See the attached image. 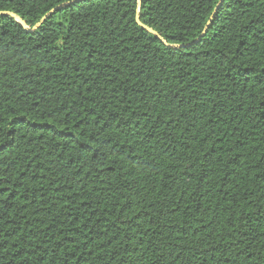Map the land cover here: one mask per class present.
Listing matches in <instances>:
<instances>
[{
	"label": "trees",
	"instance_id": "obj_1",
	"mask_svg": "<svg viewBox=\"0 0 264 264\" xmlns=\"http://www.w3.org/2000/svg\"><path fill=\"white\" fill-rule=\"evenodd\" d=\"M218 1L0 15V264H264V0L172 48Z\"/></svg>",
	"mask_w": 264,
	"mask_h": 264
},
{
	"label": "water",
	"instance_id": "obj_2",
	"mask_svg": "<svg viewBox=\"0 0 264 264\" xmlns=\"http://www.w3.org/2000/svg\"><path fill=\"white\" fill-rule=\"evenodd\" d=\"M87 1V0H84ZM225 0H223L224 3ZM223 3H220V0L218 1L213 13L211 14L209 20L206 23V26L204 27L202 33L199 35V37H197L193 42L188 43V44H180V45H174L172 46V48L175 49H181V48H189L195 44H198L201 39L206 35L208 28L210 27L214 17L216 16L218 10L220 9V7L222 6ZM141 4V0H138L137 6L139 7ZM68 6H72V4H70L69 2L63 3L60 6L52 9L51 11H49L48 13H46L35 25H33L31 28L28 27L27 23L25 21H23L22 19H20L19 17H17L16 15L10 13V12H0V15H5V16H11L14 19H16L17 23L26 31L28 32H33L35 30H37L46 20L47 18H49L52 14H54L57 11H60L61 9H63L64 7H68ZM136 23L141 26L142 28H144L145 30H147L148 32L152 33L157 39H159L161 42H163L164 44H166L165 40L155 31L142 26L141 22H140V14H139V10H137L136 16Z\"/></svg>",
	"mask_w": 264,
	"mask_h": 264
},
{
	"label": "snow or ice",
	"instance_id": "obj_3",
	"mask_svg": "<svg viewBox=\"0 0 264 264\" xmlns=\"http://www.w3.org/2000/svg\"><path fill=\"white\" fill-rule=\"evenodd\" d=\"M68 2L72 4V6H76L78 3H83L84 0H68ZM220 3H223V0H220Z\"/></svg>",
	"mask_w": 264,
	"mask_h": 264
}]
</instances>
